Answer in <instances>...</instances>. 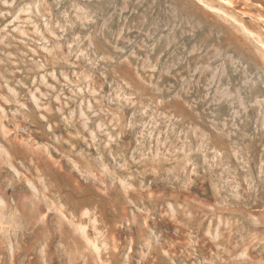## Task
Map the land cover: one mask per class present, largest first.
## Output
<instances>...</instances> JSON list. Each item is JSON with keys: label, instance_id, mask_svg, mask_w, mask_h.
I'll return each mask as SVG.
<instances>
[{"label": "rangeland", "instance_id": "rangeland-1", "mask_svg": "<svg viewBox=\"0 0 264 264\" xmlns=\"http://www.w3.org/2000/svg\"><path fill=\"white\" fill-rule=\"evenodd\" d=\"M0 264H264V0H0Z\"/></svg>", "mask_w": 264, "mask_h": 264}, {"label": "bare ground", "instance_id": "bare-ground-1", "mask_svg": "<svg viewBox=\"0 0 264 264\" xmlns=\"http://www.w3.org/2000/svg\"><path fill=\"white\" fill-rule=\"evenodd\" d=\"M199 2H200V0H198ZM250 33V32H249ZM250 35H251V33H250ZM260 42V41H259ZM261 44V43H260ZM262 45V44H261ZM84 200V199H83ZM114 254V253H113Z\"/></svg>", "mask_w": 264, "mask_h": 264}]
</instances>
